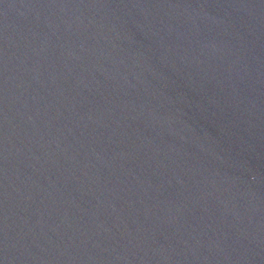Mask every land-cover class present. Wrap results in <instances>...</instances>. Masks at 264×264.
<instances>
[{"label":"water","instance_id":"1","mask_svg":"<svg viewBox=\"0 0 264 264\" xmlns=\"http://www.w3.org/2000/svg\"><path fill=\"white\" fill-rule=\"evenodd\" d=\"M0 264H264V0H0Z\"/></svg>","mask_w":264,"mask_h":264}]
</instances>
